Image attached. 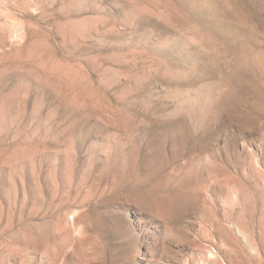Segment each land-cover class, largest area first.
<instances>
[{"label":"rangeland","instance_id":"rangeland-1","mask_svg":"<svg viewBox=\"0 0 264 264\" xmlns=\"http://www.w3.org/2000/svg\"><path fill=\"white\" fill-rule=\"evenodd\" d=\"M0 264H264V0H0Z\"/></svg>","mask_w":264,"mask_h":264}]
</instances>
